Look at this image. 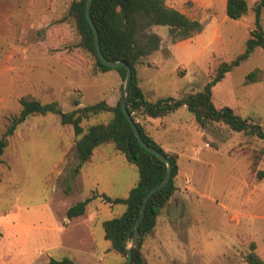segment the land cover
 Wrapping results in <instances>:
<instances>
[{"label":"rangeland","instance_id":"obj_1","mask_svg":"<svg viewBox=\"0 0 264 264\" xmlns=\"http://www.w3.org/2000/svg\"><path fill=\"white\" fill-rule=\"evenodd\" d=\"M72 1L0 0V136L28 93L64 111L76 107L75 99L83 105L113 92L122 97L125 81L116 68L96 72L85 50L71 48L80 39L74 20L66 17ZM198 1L209 7L167 0L205 21V28L177 43L170 41L168 26L155 28L163 44L137 66L150 100L202 90L222 61L246 47L257 0H247L248 12L240 18L227 15L226 0ZM257 68L260 79L246 82ZM213 99L218 107L232 106L264 125V47L226 73L213 87ZM109 117L100 113L89 122ZM163 119L166 128L157 138L179 164L177 189L144 241L146 259L150 264H247L244 255L252 241L264 256V139L222 123L204 130L188 108ZM74 144L73 127L54 112L29 115L9 137L0 163V264H49L51 256L64 255L80 264L125 260L105 238L103 221L121 215L126 206L101 194L127 197L139 177L137 166L112 143H103L73 178ZM93 195L86 212L69 222L67 209ZM91 218L96 253L81 259L59 246Z\"/></svg>","mask_w":264,"mask_h":264},{"label":"trees","instance_id":"obj_2","mask_svg":"<svg viewBox=\"0 0 264 264\" xmlns=\"http://www.w3.org/2000/svg\"><path fill=\"white\" fill-rule=\"evenodd\" d=\"M87 0H73L66 17L74 20V25L80 39L71 46L80 47L92 58L94 71L112 69L99 57L95 45V35L86 14ZM247 0H226V12L231 18H240L248 12ZM254 24L250 30V37L246 41L245 49L231 61H222L215 74L200 91L187 92L183 96L161 97L155 101L146 97L138 76V64L147 55L159 50L163 44L162 35L155 29L159 25L169 28V38L172 43L191 38L203 31L205 21L193 18L167 0H93L91 16L98 30L101 49L110 60H124L131 67L133 77L129 87L127 107L139 130L150 145L154 146L173 162L172 175L169 182L150 198L145 216L139 226V237L133 247V264H150L143 253L145 239L153 234L157 217L162 209L173 197L177 185L176 177L179 164L176 157L166 152L163 146L146 131L142 124L143 118L164 117L179 107L186 105L194 114L202 129L209 128L213 123H222L233 131L244 132L248 135L264 139V125L252 116H242L232 106L218 107L213 99V87L221 81L226 73L242 61L246 60L256 47H264L263 10L264 0H257L253 5ZM116 68L123 81L126 79L125 66ZM261 69H254L246 76V82L259 80L257 73ZM262 71V70H261ZM21 109L17 115L9 117V123L0 136V163L4 162L3 154L9 144V137L18 125L31 114H47L54 112L60 115L61 123L71 125L74 129V156L77 164L73 168V178L80 173L84 164L90 159L93 150L100 144L112 143L116 151L122 152L127 159L137 166L139 177L127 197H111L101 194L105 201L126 206L124 212L116 217L103 221L105 238L112 243V249L120 253L127 264V248L133 242L134 225L139 217L143 200L147 192L160 183L167 175V164L158 155L148 150L136 136L133 127L123 112L121 97L115 105L109 104L102 98L92 104H83L75 99L76 107L71 111H64L58 104L43 103L34 95L28 93L20 97ZM138 112L140 118L136 115ZM100 113L109 114L108 120L89 122ZM96 195L79 200L67 209L68 218L82 215ZM257 243L252 241L244 258L247 264H264V256L257 250ZM49 264H80L68 255L51 256Z\"/></svg>","mask_w":264,"mask_h":264},{"label":"water","instance_id":"obj_3","mask_svg":"<svg viewBox=\"0 0 264 264\" xmlns=\"http://www.w3.org/2000/svg\"><path fill=\"white\" fill-rule=\"evenodd\" d=\"M93 0H87L86 3V14H87V18L89 23L91 24L93 31H94V35H95V45H96V49L98 51V55L100 57V59L108 66L110 67H118V66H125L127 69V75H126V79H125V84H124V88H123V94L121 97V106L123 109V112L125 113L126 117L128 118V120L130 121L133 130L136 134V136L138 137L139 141L151 152L155 153L156 155H158L162 160H164L167 164V175L166 177L158 184H156L155 186H153L145 195V198L143 200L142 203V207H141V211L139 214V217L134 225V229H135V235H134V239L132 244L127 248V264H133V247L136 246L137 242H138V237H139V226L145 216V212H146V208L148 205V202L151 198V196L158 190H160L161 188H163L170 180L171 175H172V170H173V162L172 160L165 155L163 152H161L160 150H158L157 148H155L154 146L150 145L147 141H145V139L143 138L139 127L136 123V121L133 119L131 113L129 112V109L127 107V99L129 96V87H130V83L133 77V71H132V67L124 60H110L109 58H107L102 49H101V45H100V39H99V34H98V30L97 27L95 25V22L93 21V18L91 16V6H92Z\"/></svg>","mask_w":264,"mask_h":264},{"label":"crops","instance_id":"obj_4","mask_svg":"<svg viewBox=\"0 0 264 264\" xmlns=\"http://www.w3.org/2000/svg\"><path fill=\"white\" fill-rule=\"evenodd\" d=\"M193 1H194L195 7H197V8H201L203 6L204 7L205 6L206 7L207 6L209 7L208 4L205 5V4L201 3V2H199L198 0H193ZM172 5L175 6V7H177L175 4H172ZM196 17H193V18H196ZM140 84H141V80H140ZM190 92H192V91H190ZM107 101L109 102V104L115 105L118 102L117 93L116 92H113L112 94H110L109 96H107ZM152 101H155V100H152ZM179 108H187V106L186 105H183V106H181ZM142 124L144 125V127H145L146 131L149 133V135H151L157 142H159L158 141V138H157L158 137V131L161 128H166V123L164 122L163 117L143 118L142 119ZM159 143L162 145L161 142H159ZM95 148L93 150V153H92L90 159L87 160L85 162V164L92 159V157L94 155ZM79 216H81V215H79ZM68 221L70 222V218H68ZM92 221H93L92 218L89 219V220H86L85 221V225H84L85 228H84V230L81 233L80 232H76V234H74L73 236H70L69 239H67L66 243L61 244L59 246H63L64 245L65 249L69 253H75V254H77V257H81V259L87 258L88 256L96 253L97 252L96 251L97 250L96 248H98V247H97V243L95 242V240L92 237L93 236V233H92L93 232L92 231V223H91ZM102 260H103V258H102V256H100L99 257V261H102ZM78 261H80V260H78Z\"/></svg>","mask_w":264,"mask_h":264},{"label":"built area","instance_id":"obj_5","mask_svg":"<svg viewBox=\"0 0 264 264\" xmlns=\"http://www.w3.org/2000/svg\"><path fill=\"white\" fill-rule=\"evenodd\" d=\"M134 113H135V111H134Z\"/></svg>","mask_w":264,"mask_h":264}]
</instances>
